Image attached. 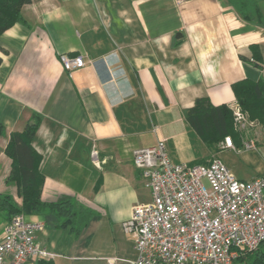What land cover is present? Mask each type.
<instances>
[{
  "label": "crops",
  "instance_id": "1",
  "mask_svg": "<svg viewBox=\"0 0 264 264\" xmlns=\"http://www.w3.org/2000/svg\"><path fill=\"white\" fill-rule=\"evenodd\" d=\"M255 1L261 26L244 21L228 0H31L22 7L23 22L0 35V193L21 203L6 182L11 161L4 149L38 113L31 144L41 156L42 200L71 198L91 212L77 235L47 226L36 234V244L54 255L44 261L136 259L125 223L151 198L133 165L136 149L162 141L173 164L216 155L239 180L264 176V128L232 139L234 149L215 150L184 117L197 99L230 107L233 84L264 80V0ZM251 45L261 50V70L251 62ZM62 55L81 56L85 66L67 73Z\"/></svg>",
  "mask_w": 264,
  "mask_h": 264
},
{
  "label": "built area",
  "instance_id": "2",
  "mask_svg": "<svg viewBox=\"0 0 264 264\" xmlns=\"http://www.w3.org/2000/svg\"><path fill=\"white\" fill-rule=\"evenodd\" d=\"M60 63L67 73L85 66L81 56L62 55ZM229 109L237 132L256 128L237 102ZM219 148L234 149L232 138L224 137ZM132 157L151 198L136 205L125 223L137 254L130 264H233L264 242V176L239 180L216 155L205 163L173 164L162 141ZM43 229L42 221L14 216L0 234V264L53 258L35 242Z\"/></svg>",
  "mask_w": 264,
  "mask_h": 264
},
{
  "label": "trees",
  "instance_id": "3",
  "mask_svg": "<svg viewBox=\"0 0 264 264\" xmlns=\"http://www.w3.org/2000/svg\"><path fill=\"white\" fill-rule=\"evenodd\" d=\"M228 1L233 3V7L244 21L258 26L263 24V16L255 0ZM30 2L31 0H0V35L14 24L23 22L21 9ZM250 49L253 66L261 70L263 55L259 46L251 45ZM232 91L236 102L248 118L264 128V80L246 78L233 84ZM184 117L195 134L210 149L216 148L226 136L232 139L242 136L232 125L229 107L213 106L206 98L197 99L193 107L184 112ZM40 121L41 115L33 113L21 132H12L9 136L4 149V154L11 161L6 182L15 186L16 196L21 203L17 204L9 194L0 193V217L6 224L19 214L26 217L38 216L44 226L68 228L70 233L77 235L91 217V212L80 207L75 199L65 198L56 202H46L41 198L44 183V176L39 171L41 156L31 144ZM3 133L4 127L0 123V137ZM38 264L50 263L41 259ZM233 264H264V242L257 250L241 254Z\"/></svg>",
  "mask_w": 264,
  "mask_h": 264
},
{
  "label": "rangeland",
  "instance_id": "4",
  "mask_svg": "<svg viewBox=\"0 0 264 264\" xmlns=\"http://www.w3.org/2000/svg\"><path fill=\"white\" fill-rule=\"evenodd\" d=\"M256 123H257V122H256ZM232 125H233V120H232ZM216 147L219 149V144H218ZM202 149H203V148H202ZM214 149H215V148H214ZM215 150H216V149H215ZM196 152H197V153H196ZM194 153L197 154V156H200V157L202 156V155H201V154H202V153H201V150H200L199 148H198V149H195V150H194ZM199 154H200V155H199ZM200 157H197V158H200ZM9 192H11V191H8L7 193H9ZM15 194H16V193H15ZM1 223H3V222H2V219H1V217H0V224H1ZM244 254H245V253H243L242 255H244Z\"/></svg>",
  "mask_w": 264,
  "mask_h": 264
}]
</instances>
